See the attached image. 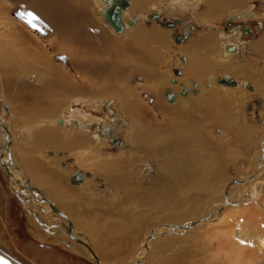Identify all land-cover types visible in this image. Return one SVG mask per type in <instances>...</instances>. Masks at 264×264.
<instances>
[{
	"label": "rangeland",
	"instance_id": "rangeland-1",
	"mask_svg": "<svg viewBox=\"0 0 264 264\" xmlns=\"http://www.w3.org/2000/svg\"><path fill=\"white\" fill-rule=\"evenodd\" d=\"M66 1L71 4V6H65L66 9L72 12L74 6L75 10L78 8L79 13L83 12L86 17L88 16L92 20V22H86L87 25L83 26L82 29L76 25L77 23L76 26L72 25V27L74 31L81 32L83 36L86 33L84 28H89L88 33L95 49L90 47L91 43H88L89 47L86 43H81L79 50V47L75 48L76 45L61 42V37L56 35L58 18H51L48 11H43L42 6V8H29L24 6L23 0L2 1L7 7H1L3 10L0 9L2 16H0V62L2 63V67L0 66V103L8 105L9 108L7 111L4 108L0 112L3 114L4 124L13 135L11 162L3 163H8L9 171H12L10 173L13 176L9 175L10 186L4 177L5 169L0 163V264H94L83 255H77L70 250L63 243L64 240L59 241V238L54 237L52 233L37 226L38 219L36 220L35 217L41 216L43 210L40 208L50 211V205L48 206L46 202L41 203L44 199H50L58 210H61L64 215L72 220L77 231L88 237V241L99 256L101 264H168L167 261L173 258L179 259L180 262L187 261L188 264H205L204 254L200 253L206 243L204 234L201 232L191 233L187 229H183V233L179 234L178 231L183 228L181 224L195 222L192 217L195 216L194 214H198L196 211H200L202 206H209V196L213 195V189L216 188L217 190L214 195L216 203L217 199L222 197V185L226 190L237 181H241L240 184L242 185L250 182L248 177V174L250 175L249 163H245L243 159V161L239 159V161L232 163L231 159L223 154L218 147L215 155L219 158L218 161L220 160L222 163L217 161L214 166L219 169V172L215 171L218 175L217 178H210L211 182L208 184L210 186L212 184L211 187L209 186L211 191H204L202 187L197 186L198 188H195L194 191L191 190V194L188 190H186V194H183L181 182L187 178L188 172L192 171V162L190 163L192 150L189 151L184 146L180 147L177 143L169 147H159V150L155 151L158 155H154L152 158H148L147 152V155L143 153L144 158L147 159L143 160L147 164L144 179H150L144 185L137 180L136 176L130 180L124 175H120L125 171L118 170V172L112 166L110 168L104 167L101 163L106 161L110 164L114 162L113 160L119 159L128 163V161L135 160L136 156L138 159H143L142 155L135 153L138 152L139 145L133 146L131 140L134 131L144 123L155 129L160 128L163 123L164 125L178 126L177 121L181 118L179 116L172 117L173 113L165 104V94L171 100L170 94L165 92L166 88L174 85L173 82L169 81L170 75L173 78L192 80L194 86L197 87L195 89V91L197 90L196 95L201 92L199 87L204 86L203 95L200 94V97L201 95L204 97L205 94H210L209 91H212L206 87L208 84L210 87H212L211 84L227 87L225 84L218 83V80L222 78L234 80L235 85L237 82L242 84L248 82L245 93L242 94L238 90L234 91L237 99L236 104L230 107L229 120L233 122L231 125H235L234 123L245 124L251 130L256 131V135L250 132L254 137L246 138V134L249 133H246L242 128L245 140L242 141L241 146H247L251 141L250 158L257 153V150L259 152L264 143V102L262 103L259 98L261 95L264 98V93H261L260 89L259 91L258 89L252 91L250 87L253 86L254 80L264 76V48L260 46L264 40V0H244L241 5H234L231 2L228 4L209 3L208 0H131L132 3L138 4V7L136 6L137 12H134V15L138 17L136 20L138 25L147 31L145 34H139L136 38H131V40L128 39V35L125 37L124 33L118 34L110 29L103 19L101 10L95 6L93 0ZM68 2L65 5H69ZM129 6L127 10L122 11L124 14L127 11L131 13ZM82 18L79 17L80 20ZM226 18L231 21L229 22ZM82 20L84 21V19ZM171 24H173L172 27ZM207 27H211V30ZM244 27L250 29V33H244ZM161 30L166 32V41L160 42L158 39H154V36L159 37L163 33ZM198 37L204 42L199 50L195 49L193 44ZM112 42H114V46H112ZM74 49L78 52L85 51L86 54L84 56L76 55L72 53ZM132 54L137 57L138 61L125 62L123 56ZM91 58L97 60L96 72L86 65ZM151 63L154 64L151 65ZM19 65L27 68L30 73L39 71L40 74L46 75L47 82L37 86L25 81L23 83L27 86L23 85L18 71L15 72ZM225 66H228V69L226 67L227 70L224 68ZM186 69H191L194 76H184ZM112 71L115 73L114 80L116 79V83L105 97H109L110 101L111 98H114L115 101H111L109 104L102 101L105 97L102 100L99 98L104 94H99L96 89L104 84L102 80L109 78V73ZM175 71H178L179 74H175ZM49 80L54 81L52 87L58 89L56 93L51 95L52 101H49L44 93V87ZM65 81L74 85V92L79 90L75 97L80 95L85 99L95 98L96 100L99 98L96 100L97 102L90 101V103L75 105L76 109H82L87 115L89 114V119L98 118L97 121L92 120V123L83 124L84 127L81 129L83 132L87 130L88 133H94V141L91 145L86 143V145L81 146L79 144L77 148L74 147L77 144L75 134L80 129H76V124L72 121L68 122L66 126H60L59 129H56L58 142H55V145L45 142V135H42V130L58 127L54 121L56 117L62 116L68 120L71 117L75 118V115L69 116V113L74 111L72 108L74 106L69 101L71 98H64L61 93L59 94V91L65 88ZM161 87H166L165 93L160 89ZM91 91H94L95 95L91 96ZM40 97L43 98L41 99L42 102L39 100ZM215 102L214 106L222 104L220 101L215 100ZM51 103L56 106V108L54 106L55 109L49 108ZM209 105L208 102H205L204 108L207 107L201 111L209 112L210 109V113L213 115V125L210 124L209 126L200 121L199 124L202 123L199 126L201 137H209L210 140L213 138L214 142L225 144L232 134L228 132L229 130L224 129L226 130L224 131L219 126V119L214 117V106L212 103ZM201 106L203 107V105ZM37 111L42 115L38 116ZM47 111L52 112L51 120H48L46 116L48 115ZM143 111L144 114L140 115ZM205 118L208 119V117ZM111 124L115 127L112 133L106 134V137L100 136L103 126L109 128ZM188 124L191 125V121ZM2 131L0 129V142L5 136V133L2 135ZM114 132L120 137L119 141L122 140V146L117 142V139L112 138ZM210 135H212L211 138ZM243 138L244 136H242ZM70 142H72L73 147L69 144ZM3 146L4 143H0V157L3 151L6 152V150H2L4 149ZM79 147L81 150H78ZM83 147L87 149L84 150ZM242 149L245 150V148ZM81 151L83 152L82 157L78 160ZM126 154H131L127 160L125 159ZM208 158L211 159V156ZM206 161L208 162L207 159ZM128 164L131 165L132 162ZM181 164H183L182 167ZM234 165L238 168H235ZM236 170L242 171L243 174L242 172L238 174ZM76 173L84 175L86 181V186L82 192L74 188L75 186L72 184L73 180L75 181V178L72 177ZM13 177L26 189L31 188L29 191L24 190L25 196L26 198L32 197L37 202L35 200L25 202L21 200L24 199L20 192L21 189H17L18 185ZM255 177L262 179L264 174H256L253 178ZM196 179L194 178L193 181ZM203 182L206 186L208 185L205 181ZM255 182L259 184L261 180L258 179ZM193 183L189 182L190 185ZM162 185L166 188H162ZM57 186L62 189L57 188ZM158 186L161 188L158 189ZM78 188L80 187L78 186ZM162 189L163 192L165 191L164 193ZM13 191L20 193L16 195ZM59 191L65 193L59 195ZM144 193L148 196L152 194L150 196H153L152 199L148 200H153L154 203L162 202L159 209L155 206V208H147L145 204L141 205L140 198ZM192 194L194 195L191 196ZM196 195L197 197L192 199ZM184 203L185 208L183 207ZM29 210L33 211L35 216L29 213ZM9 214L22 226V230H25L27 223L34 229L38 235L40 244H36L39 247L30 250L26 249L24 244H17V236L9 231L7 218ZM49 215L45 214L44 217ZM149 215L153 218L150 217L149 219ZM53 219L54 222H51ZM55 220L58 223H64L62 217L54 216L50 219L51 225L55 224ZM84 222L88 225L94 223L101 229L98 227L100 231H96V228H88L83 225ZM157 230H159L156 235L158 239L150 240L151 233ZM160 232L163 234L161 235ZM27 235L31 238L29 234ZM19 237H23L21 241L27 238L25 233L20 234ZM68 239L70 238L68 237ZM34 261L38 263H34Z\"/></svg>",
	"mask_w": 264,
	"mask_h": 264
},
{
	"label": "bare ground",
	"instance_id": "bare-ground-1",
	"mask_svg": "<svg viewBox=\"0 0 264 264\" xmlns=\"http://www.w3.org/2000/svg\"><path fill=\"white\" fill-rule=\"evenodd\" d=\"M2 1L3 0H0V9L1 10H3L2 8H4V7L6 8L7 7V5L5 3H3ZM23 1L25 3V4L23 3L24 6H26V7H29V8H34V7L35 8H38V7L42 8L43 7V11H45V12L48 11L49 12L48 14L50 15L51 18L52 17L53 18H58V22L59 23L56 24L57 25L56 26V28H57L56 35L61 37V39H60L61 42L63 41L64 43H70L71 45H76L75 48L79 47L78 48L79 50L81 49V43H86L87 46H88V43H91L90 47H92V49H95V46H94V44L92 43V41L90 39V34L88 33V31H89L88 29L89 28L88 29L84 28L86 30V33L84 31V33L86 35L84 34V36H83L81 32L76 31V30L74 31V28L72 27V25L74 26L77 23L76 25H79L80 28L82 29L83 26L87 25L86 22H88V21L92 22V20H90V18L88 16L86 17L83 14V12L79 13L78 12V8H76V10H75L74 6L72 7L73 8L72 12L70 10L66 9L65 6H71V4L68 1H66V0H23ZM115 1L120 3L121 0H107V1L106 0H93L94 4H96L95 6L98 9L101 10V14L104 17L103 19L105 20L106 24L110 27V29L112 31H115L118 34L124 33L123 35L125 37H127V35H128V39H130V40L133 37L134 38L138 37L139 34L141 35V34L147 33V31L145 29H143L140 25H138V23L136 21L138 19V17H137V15L136 16L134 15V12H137L136 8L138 7L137 6L138 4L132 3L131 0H128V6H129V3H130L129 11H131V13H129L127 11L124 14L122 12L123 10H127L128 6H127L126 9H121L120 8L119 21H120V24H121V27H122V31H120V32L116 31L106 20L107 12L112 7V5H113V3ZM224 1H226V2H223L222 0H208L209 3H212V2H215V3L219 2L220 3L221 2V3H224V4H228L229 2H231L234 5H241L244 2V0H224ZM66 2H68L69 5H65ZM73 4H75V3L73 2ZM190 4H191V2H190ZM195 4H194V6H195ZM220 5H222V4H220ZM220 5H219V7H220ZM174 6H175V4H174ZM188 7H189V5H188ZM30 11H31V9H30ZM0 16H1V13H0ZM81 16H83L84 18H82ZM154 16H156V15H154ZM154 16H152V17H154ZM79 17L84 19V21L82 19L80 20ZM148 17L150 18L149 15H148ZM133 19H135V20H133ZM226 19L229 22L231 21L229 18H226ZM134 22H135V24H134ZM207 28H209V30H211L210 29L211 27H207ZM158 31H160V30H158ZM161 32H163V33H161L159 35V37L154 36V39H158V41H160V42L166 41V32L162 31V30H161ZM188 32L189 31L187 29V33ZM115 39H117V38H115ZM193 44H194V48L199 50L204 45V42H202L200 37H198V39H196ZM261 44L262 45H260V46H262V48H264V40H263V42ZM65 45H67V44H65ZM108 46H110V45H108ZM112 46H114V42H112ZM84 48H86V47H84ZM67 49H68V47H67ZM121 52H122V50H121ZM72 53H74L76 55L81 54V56H84V54H86L85 51L84 52L83 51H79L78 52L76 49L72 50ZM125 53H128V52H125ZM132 55L123 56V59H125V62H128V61L130 62V61L137 60L136 59L137 57H135L134 54H132ZM96 59H97V57H96ZM96 59L94 60V58H91L88 61L86 59L84 60L85 62L86 61L89 62L86 65L88 67H90L94 72H96V70H95L96 69V64H97L96 63L97 62ZM120 59H122V58H120ZM103 64L105 65V63H103ZM153 64L154 63H151V65H153ZM0 66L2 67V63L1 62H0ZM149 67H151V66H149ZM226 67L228 69V66H225L224 68L226 69ZM17 71H18V75H20L19 78L22 80L21 81L22 83L26 81V82H29V83H32V84H36L38 86V85H42L43 83L47 82L46 75L40 74L39 71H35V72H31L30 73V72L27 71V68L22 67L20 65H19V67L16 68L15 72H17ZM184 71H185V73L183 74L184 76H188V75H190L192 77L194 76L191 69L190 70L186 69ZM154 72L156 73V71H154ZM115 77L116 76H115L114 71L110 72L109 73V78H107L105 80L104 79L102 80L103 81L102 83H104V84L100 88L97 87V89H96L97 92L99 94H104V95H102V97H99V98H101V100H102V98H104L106 95L109 94V92L112 90V88H114V85L116 83L115 82L116 79L114 80ZM49 78H50V76H49ZM168 78L170 79L169 81H172L174 83V85L172 87L168 88V89L165 87L166 88L165 92L169 93L170 96L172 97V98L170 97L171 100H169L167 98L166 94H165V99H166L165 104L169 107V109L173 113L172 117L173 116H179L181 118V120L178 119L179 121H177L178 126L177 125H174V126L164 125V123H163V125L160 126V128L155 129V128L148 127L147 124H145V123L142 124L139 128H137L134 131V133L132 135L133 138H132L131 142H132L133 146L139 145L138 146V152H135V153L137 155H142L143 159H141V158L138 159L137 156H136L135 160L128 161V163L132 162L131 165L128 164L127 162H125L123 159H121V160L119 159V160H116V161L113 160L114 162L110 163V164H109V162L105 161V162H102L101 165H104V167L106 166V167H109V168H110V166H112V168H114V170H116V171H118V170L121 171V172L125 171L124 173H121L120 175H124L125 178H129L130 180L132 178H134L133 176H136L137 180L142 185H144L146 182L150 181V179L149 178H145L144 179V174L146 173V170H147L146 169L147 164L144 161L147 160V159L144 158L145 155L143 156V153L147 152L148 155H149L148 158H152L154 155H158L157 152L155 153V151H158L159 147L160 148L161 147H169V146H173L172 144L175 145V143H177V145H179L180 147L184 146L185 148H188L189 151L192 150L191 153H190L192 155V157H190V155H189L190 163L192 162V164H191V166H192L191 170L192 171H189L188 172L189 173L188 176L185 175L187 178L183 182H181V185H183L181 191L183 192V194H186V190H188V192L190 193L191 190L194 191L195 188H198L197 186L202 187L204 189V191L205 190H207L208 192L211 191L210 188H209V186H210L209 182H211L210 178H214L215 179V177L216 178L218 177L216 172L219 169L217 167H214L216 165L218 159H219L215 155V153L217 152V148L218 147L220 148V151L223 154H225L227 157H229L231 159L232 163L234 161L235 162L239 161V159L240 160H242V159L245 160V163H249L250 164V175L248 174V177H249V179L251 181L245 183L244 185L240 184L241 181H239V182L237 181L231 188L228 187V189H226V190L224 189V187H222L223 186L222 185L221 188H223L222 189L223 194H221L222 195L221 198L217 199L216 203L214 201V200H216L214 198V195L216 194L217 190H216V188L213 189L214 190L213 195L209 196V201H208L209 206H205L203 204L204 206H202L200 208V211L199 210L196 211V213L198 212V214H194L195 216L192 217L193 220L195 219V222H189L187 224H181V226L183 228H181L182 230L180 229V231H178V233L182 234L183 233V229H187L191 233H193V232H195V233L201 232L202 234H204V236L206 238V240H205L206 243L203 246V249H202V251L200 253L204 254V262H205V264H264V180H263L264 177L262 179H260L258 177L257 178L256 177L253 178V176L256 175V174L257 175H261V174L263 175L264 174V172H263L264 171V159H262V157L264 156V143H263V147L262 148L260 147L261 148L260 151L258 152V150H257V153L255 152L256 154L250 158V152L252 151V148H251L252 145L250 143L251 141L248 143L247 146H244V145L241 146V143L243 144L242 141L245 140V135H244V133L242 131V128H243V130L246 133H249V134H246V138H249V136L252 137L253 134H251V133L252 132L255 133L256 131L251 130L250 127L246 126L245 124L241 125L239 123H234L235 125H231V123H233V122H231L229 120L230 119V113H229L230 107H231V105L236 104L235 102H236V99H237V97H236L237 95H236V93L234 91L238 90V91H240V93L242 92V94H243V92L245 93V90H247V88H248V84H247L248 82H246L245 84H242L241 82H237L236 85H235V82H234V84H232V85H234V87H232V85H227V84H225V85H227V87L223 86V85L222 86H217L216 84H211L212 87H210V85L208 84V85H206V87H209V89L212 90V91H209L210 94H205V96L203 97L202 96L203 95L202 92H204V88H205L204 86H201V87L198 86L199 88H201L200 89L201 92L200 93L198 92L199 94L196 95V91L197 90L195 91V89L197 87L194 86V82H192V80L188 81V80H184L183 78H173L171 75ZM263 79H264V76H261L260 78L258 77L256 80H254L253 86H251L250 89H252V91L257 90V89L259 91V89H260L261 93H264V81H263ZM53 82H51V80H49V82L44 87L45 96L49 99V101L50 100L52 101L51 95L56 93V90H58L57 87H52ZM215 83H217V82H215ZM218 83H219V80H218ZM219 84H223V83H219ZM23 85H25V84L23 83ZM25 86H27V85H25ZM29 87L31 88V86H29ZM64 87L65 88H63L62 90L59 91V94L61 93V95H63L64 98H68V99L71 98L69 101H71L72 102L71 103L72 106H74V107H72L74 109V111H73L74 114H73V112H70L69 116L75 115V118L73 119L71 117V119L68 120L67 118H63L61 115H60L61 117H56L54 121H55L56 125L58 126L57 128H55V129L54 128H52V129L49 128V130H45V129L42 130V135H45V137H44L45 142L50 143V144L52 143V144L55 145L56 144L55 142H58V139H57L58 138V135H57L58 131L56 129H59L60 126H64V125L66 126L68 124V122L72 121V122H74L76 124V127H77L76 129H80L79 131H76L75 142H77V144H75L74 147L76 146V148H77L79 146V144L81 146H83V145H86V143L91 145V143L94 141L93 140L94 133H88V132H86L87 130L85 132H83L81 129H82V127H84L83 124L92 123L93 122L92 120L97 121L98 118L92 117L91 119H89V117H90L89 114L87 115L82 109H79V108L76 109L75 105L76 104L77 105L78 104H83L85 102H87V103L89 102L90 103V101L91 102H97L96 100H98L99 98H96V100H95V98H93V99H85V98H83V96L80 97V95L75 97L76 93L79 90L74 92V90H73L74 89V85L70 84L68 81L67 82L65 81ZM165 88L161 87L160 89L163 90V92H164ZM32 89H34V88H32ZM169 90H171V91L169 92ZM224 91H225V93H224ZM97 92H96V94H97ZM200 94H202L201 97H200ZM92 95H95L94 91H91V96ZM108 98L109 97H105L102 101L108 102L109 104L111 103V101H113V102L115 101L114 98H111L112 99L111 101L109 100L110 98L109 99ZM41 99H43V98L40 97L39 100H41ZM259 99H260V101L262 103L264 102V98L262 97V95H261V97ZM215 100L218 101V102L220 101V103L222 102V104L218 103V104H220L219 106L218 105H216L217 107L214 106L215 105L214 103H216ZM41 102H42V100H41ZM138 102H139V104L142 105V103L140 101H138ZM205 102L206 103L208 102L210 105H211V103L213 104L212 105V106H214L213 107V109H214L213 111L215 112L214 113V117L216 116L217 119H219V121H218L219 126H221L223 128V130L224 129L229 130L228 132L232 134V136H230L229 140L225 144H223V143H219L218 144V143L214 142L213 138H211L212 135H210L211 140L209 139V137L208 138H205V137L202 138L201 137L202 135L199 132L201 129H199L200 128L199 126L202 123L199 124L200 121H203L206 125H209V126H210V124L213 125V122H212V116L213 115H211L210 109L208 108L209 109V112L207 111L208 114H205L207 112L201 111V109L204 110L207 107L206 106L204 108ZM109 104H107V105H109ZM50 105H51V107H49V108H52V109L55 106L52 103ZM201 105H203V107ZM4 108L7 111V109L9 107H8V105H5V104H3L1 102L0 103V111L2 109L4 110ZM55 108H56V106H55ZM64 109H66V108H64ZM117 109H118V107H117ZM47 112H48V115H46V116H47L48 120H51L52 119V115H51L52 112H50V111H47ZM37 113H38L37 114L38 116L42 115V113H40L38 111H37ZM202 113H204V114H202ZM143 114H144V111L140 115H143ZM2 116H3V114H2V112H0V129L3 130L2 131V135L5 133V136L2 137V141L0 143L1 144L4 143V146L6 144V147L3 146L4 149H2V150H6V152L5 151L2 152V155L0 157V163L5 169L4 170L5 171L4 177L8 181L9 185H10L9 175H12L10 173L11 170L9 171L8 163H3V162H8V161L11 162V159H12V154L11 153H12V150H13V144H12V136L13 135L9 132V129L4 124V120H3ZM205 117H208V119L205 118ZM44 118H43V120H44ZM138 118L141 120L140 117H138ZM138 118H137V122L139 123V119ZM113 120H115V119H113ZM213 120H214V118H213ZM186 121H188V122L191 121V125H189L188 122H186ZM49 122L53 123L52 121H49ZM192 122H193V124H192ZM215 125H217V124L215 123ZM53 126H55V125H53ZM113 126L114 125H112V124L110 125L109 128L103 126L102 131L100 132V136L106 137V134L110 135L112 133L113 129H115V127H113ZM206 128H208V127H206ZM64 129H65V127H64ZM224 131H226V130H224ZM236 133H239L240 135L239 134L236 135ZM42 135H40V136H42ZM255 135H256V133H255ZM242 136H244L243 139H242ZM112 138L117 139L118 140L117 142H119L121 144L120 146H122V144H123L122 140L119 141L120 137H118L117 133L114 132L112 134ZM106 140H108V139H106ZM157 140H159V141H157ZM252 140H254V139H252ZM71 143L72 142H70L69 144L73 147V145ZM169 144H171V145H169ZM87 147H88V145H87ZM242 148H245V150H243ZM79 149L81 150L80 147L78 148V150ZM86 149L84 148V150H86ZM176 149H178V148H176ZM94 151H96V150H94ZM82 153L83 152L81 151V155H79L78 160L82 157ZM147 153H146V155H147ZM206 154H207V156H206ZM4 155H6L7 159H6V157H4ZM129 155L131 156V154H126V157H125L126 160H127V158L129 159ZM208 156H211V159H209L210 157L208 158ZM187 157H188V155H187ZM206 159L208 160V162L206 161ZM218 162L220 163L221 161L219 160ZM183 164H181V167H182ZM177 165H179V164H177ZM177 165H175V166H177ZM223 165H224V163H223ZM234 166H236V165H234ZM186 168H187V166H186ZM224 168H225V166H224ZM235 168H238V167L236 166ZM184 169H185V167H184ZM141 170H143V171H141ZM196 170H198V171H196ZM238 170H240V169H238ZM236 172L239 174V172H242V171H237L236 170ZM156 174L158 175V173H156ZM177 174H179V173H177ZM242 174H243V172H242ZM180 175L182 176V174H180ZM152 176H153V174H152ZM13 178L15 179V177H13ZM72 178L73 179L75 178V181L72 179L73 180L72 184L75 186L74 188H76V189L80 190V192H82L84 190V187L86 186V181H85L84 175H81L80 173H76V175L73 176ZM166 178H167V175H166ZM179 178H180V176H179ZM194 178H197V179L195 181H193ZM153 179H154V177H153ZM158 179H157V181H158ZM207 179H209V180H207ZM258 179L261 180V183L256 184L255 181L258 180ZM15 181L17 182L18 180L15 179ZM203 181H205V183H207V184L209 183V184L206 186V184H203L204 183ZM132 182H134V181H132ZM189 182H191V184H192V182H194V183H193V185H190ZM195 183L196 184L198 183V184L194 185ZM157 184H159V183H157ZM17 185H18L17 189H19V190L21 189L20 192L22 194V197L24 198V199H21V200H23L24 202L25 201L35 200V199H32V197L26 198L25 197V192H24V190L26 188L23 185H21L20 182H17ZM213 185H214V182H213ZM78 186L80 188H78ZM211 186H212V184H211ZM167 187H168V185H167ZM57 188L62 189L59 186H57ZM157 188L160 189L161 187L158 186ZM162 188L165 189L166 187H163V185H162ZM30 189L31 188L29 187V190ZM144 189H145V187H144ZM26 190H28V189H26ZM13 192L16 195H18L20 193V192H17V191H13ZM56 192H57V189H56ZM63 192L64 191H59L58 193H59V195H63ZM162 192H163V189H162ZM166 192L168 193V191H166ZM147 193H148V191H147ZM194 194H192L191 196H193ZM150 196L146 195V193H144V195H141V198H140L141 199V205L145 204L147 208H149V207H153V208L157 207L159 209V205L162 202L161 203H159V202L158 203L157 202L154 203L153 200H148V199H152V197H153V196L152 197H150ZM196 197H197V195L195 197H193L192 199H195ZM204 197H205V195H204ZM180 200H181V198H180ZM35 202H37V200H35ZM42 202H46L48 204V206L50 205V211H47L45 208H40L43 211L41 212L42 213L41 216L39 215L38 217L37 216L35 217L36 220L38 219L37 220V226L41 227V228L43 227L46 231H48L49 233H52L54 235V237L59 238V241L60 240L61 241L64 240L63 243L66 246H68L70 248V250H72L77 255H83L88 260L94 262V264H97V262H98V264H101L99 262V259H100L99 256L97 255V253L93 249V246L90 243V241H88V237L85 236V235L83 236V234L81 235L80 232L77 231L76 226L72 222V220L68 216L64 215L61 210H58L55 207L54 203L52 201H50V199H44L43 201H41V203ZM192 203H193V201H192ZM180 205H181V203H180ZM184 205H185V203L183 204V207H184ZM53 207L56 208L60 212V214H58V213H57L58 215L54 214L55 212L53 211ZM183 207H181V208H183ZM153 208H152V210H154ZM192 209H194V208H192ZM27 210H28V208H27ZM141 212H143V211H141ZM45 214H48V215L50 214V215L45 218L44 217ZM33 216H35V213H34ZM54 216L62 217L64 223H58L55 220V224L51 225L52 223H50V219L53 218ZM150 217L153 218L151 215H149V219H150ZM204 219H207V220L204 221ZM51 222H54V219ZM191 223H192V225H190ZM83 225H85L88 228H92V229L96 228V231H100V229H101L100 226H98V225H96L94 223L88 225V224H86L84 222ZM163 227L166 228V226H163ZM158 233H159V230L151 233V235L149 236L150 240L152 239L153 241H155L156 239H158L157 236H156ZM160 233H161V235L163 234L162 232H160ZM167 233H169V232H167ZM172 233H173V231H172ZM68 237L70 239H68ZM103 241H105V240H103ZM76 243L79 246L78 245H74ZM147 250H148V248H147ZM175 252H176V250H175ZM170 257H172V256H170ZM167 262H168V264H188L187 261L180 262L179 259H176V258H173V259H171V260H169ZM17 264H19V263H17ZM162 264H167V263H162Z\"/></svg>",
	"mask_w": 264,
	"mask_h": 264
},
{
	"label": "water",
	"instance_id": "water-1",
	"mask_svg": "<svg viewBox=\"0 0 264 264\" xmlns=\"http://www.w3.org/2000/svg\"><path fill=\"white\" fill-rule=\"evenodd\" d=\"M127 6H128V0H121L120 3L115 1L113 3L112 7L107 12V16H106L107 22L118 32L122 31V27H121V24H120V21H119L120 8L121 9H126ZM170 26L172 27L173 24H171ZM250 31H251L250 29H248L247 27H244V33H250ZM178 40H181V38H178ZM174 73L175 74H179L178 71H175ZM219 83L232 85V84H234V81L233 80H228L226 78H222V79L219 80ZM53 211L55 213L60 214V212L54 207H53ZM29 213L34 215V212L31 211V210H29ZM97 264H98V262H97Z\"/></svg>",
	"mask_w": 264,
	"mask_h": 264
},
{
	"label": "crops",
	"instance_id": "crops-1",
	"mask_svg": "<svg viewBox=\"0 0 264 264\" xmlns=\"http://www.w3.org/2000/svg\"><path fill=\"white\" fill-rule=\"evenodd\" d=\"M26 197V196H25ZM10 200V199H9ZM8 200V201H9ZM9 205V204H8ZM7 218H8V226H9V231H11L13 234H15L17 236V244H24V247L26 249H32L34 250L36 247H39V245L37 246L36 243H39L38 241V235L37 233L34 232V229H32L28 223L26 224L25 226V230H22V226L19 225V223H17L15 221L14 218H12L11 214L7 215ZM25 233L26 234V237L25 240H22L23 237H19L20 234H23ZM29 234L31 236V238H29V236L27 235ZM23 242V243H22ZM40 244V243H39ZM42 246V245H41ZM40 246V247H41ZM43 247V246H42ZM46 258V257H45ZM37 261H34V263H36ZM38 263V262H37ZM39 264V263H38Z\"/></svg>",
	"mask_w": 264,
	"mask_h": 264
}]
</instances>
